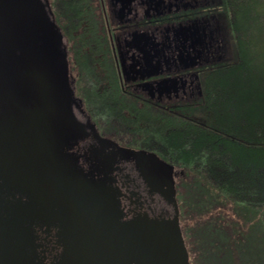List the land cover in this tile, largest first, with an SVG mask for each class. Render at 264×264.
<instances>
[{"label": "flooded vegetation", "instance_id": "1", "mask_svg": "<svg viewBox=\"0 0 264 264\" xmlns=\"http://www.w3.org/2000/svg\"><path fill=\"white\" fill-rule=\"evenodd\" d=\"M209 2L0 0V264L61 262L81 217L74 187L120 221L173 215L125 150L172 165L149 148L164 115L192 121L227 62L226 33L202 16Z\"/></svg>", "mask_w": 264, "mask_h": 264}, {"label": "trees", "instance_id": "2", "mask_svg": "<svg viewBox=\"0 0 264 264\" xmlns=\"http://www.w3.org/2000/svg\"><path fill=\"white\" fill-rule=\"evenodd\" d=\"M209 1L202 16L218 21L232 59L206 78L203 98L184 115L193 120L165 114L162 144L149 148L182 170L177 203L186 216L228 205L236 217L191 230L198 263L264 264V0Z\"/></svg>", "mask_w": 264, "mask_h": 264}, {"label": "water", "instance_id": "3", "mask_svg": "<svg viewBox=\"0 0 264 264\" xmlns=\"http://www.w3.org/2000/svg\"><path fill=\"white\" fill-rule=\"evenodd\" d=\"M183 29L186 27L180 28ZM44 52L55 59L50 55V46ZM34 57L30 58L31 68L38 67V61L44 58L38 53ZM20 75L27 83L29 74L21 72ZM62 99L65 101L64 95ZM56 100L52 93L48 95V102L52 105ZM62 108L63 119L72 128L73 123L66 115L65 102ZM125 153L127 157L135 159L148 186L158 187L164 200L172 205L173 215L159 219L140 217L133 221H120L111 205L101 197L74 187L71 194L79 201L81 217L74 238L59 264H190L179 221L174 167L152 153L133 150H125Z\"/></svg>", "mask_w": 264, "mask_h": 264}, {"label": "rangeland", "instance_id": "4", "mask_svg": "<svg viewBox=\"0 0 264 264\" xmlns=\"http://www.w3.org/2000/svg\"><path fill=\"white\" fill-rule=\"evenodd\" d=\"M90 7L93 9V4ZM91 15L92 14H90V15L87 14L85 19L87 20V18L89 16H91ZM225 42H226V45H227V41H225ZM226 47L228 49V51H227V53H228V55H227V62L228 61L230 62V60L232 59L231 58V55L229 54V52L231 53V44L230 45L228 44ZM176 172H178V175L179 174H181V175L183 174L182 170H179L178 168H176ZM177 205H178V207L180 205L182 207V217L183 218H181V221L179 220L180 221V227H181L182 235H183V238H184V241H185V246H186V248L188 250L190 249V252L194 248V241H193V238L191 236L192 235L191 234V230L192 229H198V230L201 231L202 229L206 228L207 225H208V223L211 222V221L212 222H214V221L220 222L222 225L223 224L226 225V224H232L229 221L230 220H233V222H235L237 224L236 217L231 213V208L228 205H226V206H220L217 209L213 210L212 212H209L208 214L205 213V212H203L202 214H197V213L193 212L189 216H186L184 214V212H185L184 211V202L182 201V198H181L180 202L177 203ZM171 212H172V210H171ZM211 218L213 220H211ZM225 222H227V223H225ZM247 226H249V224H245L243 226V233L246 232V230L248 228ZM228 227H229V225L228 226H225V230L229 231L228 230ZM201 232H203V231H201ZM201 232H199V233H201ZM252 235H253V238H254L256 236V233L253 232ZM255 240H256V238H255ZM190 252L188 251L190 264H199L198 261H197L196 252L195 251L194 252H191V253ZM225 252L228 253V251H225ZM236 255H238V254H235V256ZM219 260H221L220 261L221 263H226V262L229 263L230 257H229V255H227V256L226 255H223L222 257L219 258ZM231 260H232V262H234V264H238V261H236L235 258L234 259H231ZM201 261L202 260L200 259L199 262H201ZM207 261H208V264H214L213 261H212V259L211 260H208L207 259Z\"/></svg>", "mask_w": 264, "mask_h": 264}]
</instances>
